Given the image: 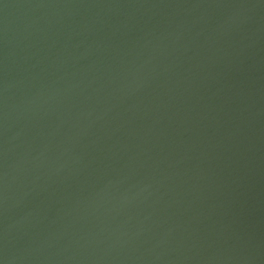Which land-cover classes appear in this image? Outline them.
Wrapping results in <instances>:
<instances>
[{"label": "water", "instance_id": "water-1", "mask_svg": "<svg viewBox=\"0 0 264 264\" xmlns=\"http://www.w3.org/2000/svg\"><path fill=\"white\" fill-rule=\"evenodd\" d=\"M0 264H264V0H0Z\"/></svg>", "mask_w": 264, "mask_h": 264}]
</instances>
